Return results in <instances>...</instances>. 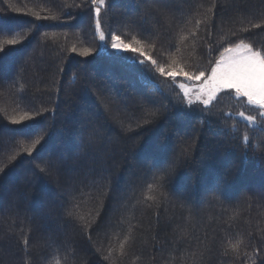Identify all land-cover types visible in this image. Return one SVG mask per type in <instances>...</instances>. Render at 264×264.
Segmentation results:
<instances>
[{
	"label": "trees",
	"instance_id": "trees-1",
	"mask_svg": "<svg viewBox=\"0 0 264 264\" xmlns=\"http://www.w3.org/2000/svg\"><path fill=\"white\" fill-rule=\"evenodd\" d=\"M211 3L109 0L101 12L106 35L101 42L90 0H0V41L19 40L0 53V264H192L193 252L197 264L264 262V132L238 117L228 118V127L221 123L224 114L240 111L261 122L258 109L223 91L211 115L202 113L199 104L189 112L186 102L181 103L178 84L191 81L178 76L173 87L171 78L155 73L148 60L139 65L108 55L141 58L112 49L108 34L114 32L134 47L131 38L136 36L160 64L182 54L186 70L209 72V60L214 64L229 43L244 39L257 48L264 45V26L240 31L249 20L260 23L264 0H217L211 37L201 25L195 37L181 44V30L189 33ZM53 14L59 19H43ZM229 29L237 35L231 36ZM102 43L107 51L101 50ZM207 44L213 45L210 55ZM88 48L93 51L81 55ZM97 96L110 97L119 117L104 111ZM144 108L159 110L150 123L143 122ZM23 111L43 115L13 124L10 117ZM118 119L124 120L123 126ZM233 124L235 133L228 130ZM129 126L131 131H125ZM93 128L103 139L88 149ZM245 134L252 142L246 156ZM41 136L31 154L21 150ZM187 146L189 152L181 155ZM11 156L16 159L9 162ZM58 158L63 160L59 174L48 175L37 167ZM101 160L107 169L101 184L110 180V188L98 199L97 186L89 182L101 175ZM170 164L163 189L167 199L159 206L139 203L153 177ZM94 168L97 171L90 173ZM81 190L89 194L81 213L91 210L95 216L103 201L96 223L87 231L64 214L71 203L85 200ZM130 225L134 240L126 255L114 251L115 259L105 260L109 248L118 249ZM241 236L244 244L237 256L228 243Z\"/></svg>",
	"mask_w": 264,
	"mask_h": 264
},
{
	"label": "snow or ice",
	"instance_id": "snow-or-ice-1",
	"mask_svg": "<svg viewBox=\"0 0 264 264\" xmlns=\"http://www.w3.org/2000/svg\"><path fill=\"white\" fill-rule=\"evenodd\" d=\"M109 0H90L91 4V11L93 12V19L95 24V29L99 32V40L101 42H105L106 35L105 32L102 30L101 24V12L102 9H106ZM68 5H65L67 7ZM79 7V6H77ZM199 7H203L202 5ZM217 8V0H212V3L209 8H207L203 13H199V19H196L194 28L190 29L189 33L184 34L183 30H181V34L179 36V42L184 44V42L189 38V36L195 37L197 33L201 29V25H206L207 36L211 37V20L212 17L215 15L214 9ZM211 14V15H210ZM37 19H41L39 13H34ZM43 19H52L56 20L59 19V16L53 14L51 16L43 17ZM191 24V19L188 21ZM264 26V14L261 16L260 23H252L251 20L248 21V27H243L240 29L242 32H248L252 28H260ZM229 34L231 36H236L237 33L235 31H231L229 29ZM45 36L49 34L45 33ZM54 35V34H53ZM111 38V48L116 49L117 52H126L131 51L133 53L139 54V57H125V56H117L116 53L108 52V55L116 61H132L134 63H138L139 65H145V60L150 61L152 67L155 70V73H159L160 76L165 78H171L173 81V87H176L175 80L178 76L186 78L187 81H200L198 85L195 87H189L186 83H179L178 88L182 90V97L180 98L181 103L186 102V107L189 112L195 111L192 106L199 104L202 105V109L200 111L207 115H211V107L213 102L217 98V94L223 90H231L234 91L236 98H246L247 104L249 106H253L259 111L260 121L264 122V45L257 48L254 47L253 43L248 42L246 43L244 39H240L239 42L236 43H229V46L223 47V50L220 52L219 57L215 60V63L212 64L211 60H209L210 64V72H206L205 70H200L198 68H193L191 71L186 70L188 67V62L183 59V55L173 56L171 61L167 64H160L158 61L151 56H149L144 51V42L137 39L136 36H132V42L137 46H132V43H125L121 35H117L114 32H109ZM201 39H205L201 37ZM222 40L226 39L225 36L221 37ZM19 40L15 37L11 39H5L0 41V53L4 51L5 45H17ZM207 50L209 55L213 50L212 44H207ZM154 47V45H153ZM185 47L187 45L185 44ZM75 52L77 49L73 47L71 49ZM101 50L107 51L106 43L101 44ZM93 49H83L81 51V55L88 56ZM177 53H181V48L177 47ZM60 71H63L61 69ZM76 79V74H73V81ZM146 83H152L155 85L157 91H163L159 84L156 83L155 80L147 79ZM23 90V85H21L20 91ZM102 92H107V89H102ZM100 100L101 104L104 106V111L113 113L114 118L119 117V110H113V100L110 97H105L101 99L100 96L96 97ZM47 111V110H44ZM158 109H143V122L150 123V118H155L158 115ZM42 111H23L22 113L18 114L17 116L10 117L13 124L21 125L25 121H34L36 117L42 116ZM225 119L221 121L222 124L226 125V120L231 118L235 120L237 117L242 118L247 124L251 125L253 128H258L260 131L264 132V123L258 122L257 117L253 115H246L245 112L240 111L238 113H226L224 114ZM118 122L123 126L124 120L118 119ZM139 126V125H137ZM103 127V125H101ZM229 131L235 133L237 131L236 125L233 124L229 129ZM125 131H131V127L125 128ZM43 136L37 138L36 140L32 141L27 147H23L21 150L23 152L31 154L33 149L36 147L37 144L40 143ZM103 139V136L98 128H93L92 133L89 135L88 141L85 145L86 148L92 149L95 145ZM23 143V141H20ZM243 143L245 146V156L247 155L248 147L252 144L249 136L245 134L243 137ZM191 146H187L183 149L181 155H187ZM253 148L259 147V145H252ZM16 156L9 157V162L15 160ZM40 168L41 172L45 174L51 175L53 172L59 174L63 167V160L62 158H58L56 160H49L46 161L43 165H37ZM172 165H168V167L161 169L158 175L153 177V183L147 185L146 194L144 201H139V203H143L145 201H150L155 203L157 206L162 202V200H166L168 194L163 191L166 182V176L169 174ZM97 169H91V172H95ZM98 171L101 175L97 176L95 179L91 180L90 184H95L97 189L99 190L98 199L100 195H106L108 189L110 188V180L108 184L102 185L101 181L105 179L103 173L107 171L104 167L103 160L100 161V166ZM0 172H3V168L0 167ZM81 196L85 197L84 201L76 200V202L71 203L65 209V215L72 220H76L83 224L85 231L91 228L93 224L96 223V218L100 215V209L103 208V201L101 200L99 205L96 208L95 216L92 215V211L89 210L87 213H81L80 208L82 203L87 202L88 193H85L81 190ZM151 207V204L147 205ZM191 218V217H189ZM133 228L130 225L128 228V234H126L122 241L119 243L118 249L109 248L108 255L104 256L105 260H114L115 257L113 256L114 251L119 252V256L123 257L126 255V247L130 246L131 242L134 240L132 235ZM186 234V233H185ZM91 237H89L90 239ZM23 243L25 245V250H27L28 246V235L27 233L23 236ZM244 244V238L241 236L236 239L235 242L229 240L228 249L231 250L232 253L236 254L237 256L240 254V248ZM228 249L225 250V254H227ZM98 251L100 249H97ZM193 261L192 264H197L196 260V253L193 252L192 254ZM201 257L203 253L200 254ZM59 264V261H57ZM264 264V262H262Z\"/></svg>",
	"mask_w": 264,
	"mask_h": 264
},
{
	"label": "rangeland",
	"instance_id": "rangeland-1",
	"mask_svg": "<svg viewBox=\"0 0 264 264\" xmlns=\"http://www.w3.org/2000/svg\"><path fill=\"white\" fill-rule=\"evenodd\" d=\"M210 72V71H209ZM184 83H186L189 87H195L196 85H198L199 83H200V81H191V82H184ZM181 91V94L183 95V93H182V90H180ZM223 91H231V90H223ZM223 91H221V92H223ZM220 92V93H221ZM231 92H233V94H234V91H231ZM219 94V93H218ZM217 94V95H218ZM234 96H235V94H234ZM245 101H246V98H243ZM246 103H247V101H246ZM246 114V113H245ZM246 115H250V114H246ZM253 116H255V115H253ZM257 117V116H256ZM239 118V117H238ZM239 119H241V120H243L242 118H239ZM244 121V120H243ZM257 121H258V118H257ZM246 122V121H245ZM259 122V121H258ZM247 123V122H246ZM251 126V125H250Z\"/></svg>",
	"mask_w": 264,
	"mask_h": 264
}]
</instances>
